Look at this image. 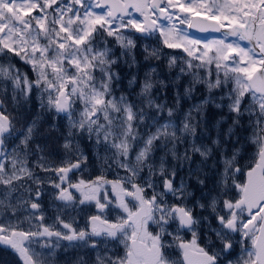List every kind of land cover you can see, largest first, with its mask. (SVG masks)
I'll list each match as a JSON object with an SVG mask.
<instances>
[{
	"label": "snow or ice",
	"instance_id": "obj_1",
	"mask_svg": "<svg viewBox=\"0 0 264 264\" xmlns=\"http://www.w3.org/2000/svg\"><path fill=\"white\" fill-rule=\"evenodd\" d=\"M155 35L186 54L167 58L172 80L140 75L137 41ZM121 63L132 91L117 95ZM197 85L209 95L185 108ZM47 113L67 121L59 164L38 143ZM82 140L101 171L73 181ZM45 184L62 211L95 208L84 227L45 222ZM0 246L20 264L61 248L95 252L71 264H264V0H0Z\"/></svg>",
	"mask_w": 264,
	"mask_h": 264
},
{
	"label": "trees",
	"instance_id": "obj_2",
	"mask_svg": "<svg viewBox=\"0 0 264 264\" xmlns=\"http://www.w3.org/2000/svg\"><path fill=\"white\" fill-rule=\"evenodd\" d=\"M109 44L113 48L114 51L117 53L119 52L118 47L114 44V42L111 41V38H109ZM147 46L149 48H160L163 53V58L160 61L157 60H144V53L143 49ZM171 55H176L178 57H183L186 54L183 53L179 49H166L163 48V45L160 43V39L158 35L152 36L147 39H139L137 41V48H136V58L140 65V75L143 76V73L148 71L150 67H155L157 69V73L160 76V78H167L168 80H172L174 76L178 73V70H169L167 68V58ZM13 63L16 64L17 67H19L22 71L27 72L30 77L31 75V69L28 65L24 64L23 62L19 61L15 57L10 58ZM117 71H119L121 80L117 86L116 94L120 95L128 94L132 90L128 86V79L130 78V72L129 69L123 64H119L116 68ZM188 77L182 78V83L186 84L188 82ZM209 95L206 87L203 85H197L196 91L193 93V97L191 100L185 101V108H187L192 103H198L199 101L203 100ZM213 95L218 96L219 93H214ZM172 96H173V90L170 88L168 91V101L169 103L172 102ZM162 99V97H161ZM36 96H33V101L35 102ZM32 111L35 112L36 108L33 106ZM226 111V110H225ZM220 110L216 109L214 106L209 105L208 108V118H209V124H214L216 119L219 118ZM53 125L56 126L57 130H52ZM67 121L64 118L55 119L53 113H47L45 115L44 121L41 124V136L38 139V143L45 145L46 150L45 154L48 155L49 162H54L56 164H59L60 160L65 157V150L62 147L63 144V135L62 133H65L67 131L66 128ZM245 126H247L245 124ZM242 135H247V133H243ZM81 148L85 152L86 155L89 156V162L85 166V171L83 174L76 173L74 175H71L72 180H77L78 178H81V175L83 178L88 179L91 177H94L95 175L100 174L101 169L99 168L98 164L94 163V156H93V149L91 145L87 143L86 140L81 141ZM255 151V146L247 147L246 154H243L244 158L240 161L242 165H245L248 163V157H250ZM183 175V173H181ZM38 175L45 177L50 174H46L43 172L38 171ZM106 175H108L109 178H114L113 172H107ZM33 188H35V185H33ZM195 191V189H193ZM54 191L51 189V187L47 184L44 185V192H51ZM34 196V193H33ZM196 196L199 197L200 193L196 191ZM53 202V199H46ZM54 203V202H53ZM54 206V204H53ZM55 209V206H54ZM56 212V211H55ZM63 217H66L65 213L62 212H56ZM93 213L92 206H82L81 209H77L76 211H73L71 209L70 214V221L75 220L76 223L74 224L75 227H84L87 217ZM25 227L27 225L25 224ZM113 247L114 251H119L122 254V247ZM170 254H172L174 257L177 255L176 250L169 249ZM236 248L233 252V255L236 254ZM77 255H83L86 259H89L90 261L94 259L95 252L87 249H81V250H73L71 248L68 249L67 252L64 251L63 248L56 249L52 256L50 257L51 264H71V261L73 260V257ZM0 264H20L17 256L10 250L5 247L0 246Z\"/></svg>",
	"mask_w": 264,
	"mask_h": 264
},
{
	"label": "flooded vegetation",
	"instance_id": "obj_3",
	"mask_svg": "<svg viewBox=\"0 0 264 264\" xmlns=\"http://www.w3.org/2000/svg\"><path fill=\"white\" fill-rule=\"evenodd\" d=\"M74 181H76V180H74ZM44 193L45 194L40 199V203L42 205V211L44 212V215H45V222L46 223H49V224L53 223L56 215L58 214L56 212L65 213L66 214V217L64 216L63 218L65 220H67V221H70V214H69V212L71 213V209H68L66 211L60 210L58 208V203L59 202L53 200V202H54L53 203L52 201L46 200V199H51L52 198L53 191H51V192H44ZM53 204L55 206V209H54ZM92 208H93V213L92 214H94L95 213V208L93 206H92ZM236 252L237 253L233 255V258L236 257V256H238L240 254V247H239V245H237V247H236Z\"/></svg>",
	"mask_w": 264,
	"mask_h": 264
},
{
	"label": "water",
	"instance_id": "obj_4",
	"mask_svg": "<svg viewBox=\"0 0 264 264\" xmlns=\"http://www.w3.org/2000/svg\"><path fill=\"white\" fill-rule=\"evenodd\" d=\"M189 32L195 36H198V37H205V36H208V35H216L218 33H207V34H202L198 31H196L195 29H188Z\"/></svg>",
	"mask_w": 264,
	"mask_h": 264
},
{
	"label": "rangeland",
	"instance_id": "obj_5",
	"mask_svg": "<svg viewBox=\"0 0 264 264\" xmlns=\"http://www.w3.org/2000/svg\"><path fill=\"white\" fill-rule=\"evenodd\" d=\"M186 27V26H185ZM189 31V30H188ZM193 35V34H192ZM219 34H216V35H209V36H206V37H202V39H207V38H209V37H211V36H218ZM193 36H195V35H193ZM201 38V37H200ZM31 75L33 76L34 74L31 72ZM235 258V257H234Z\"/></svg>",
	"mask_w": 264,
	"mask_h": 264
}]
</instances>
